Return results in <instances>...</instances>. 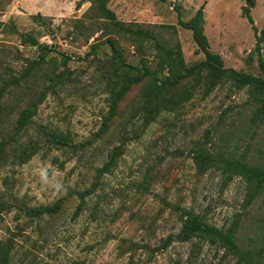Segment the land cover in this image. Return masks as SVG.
<instances>
[{
  "label": "rangeland",
  "instance_id": "1",
  "mask_svg": "<svg viewBox=\"0 0 264 264\" xmlns=\"http://www.w3.org/2000/svg\"><path fill=\"white\" fill-rule=\"evenodd\" d=\"M255 2L250 12L260 33L264 0ZM245 4L109 0L118 20L156 38L143 41L88 0H0V246H11L8 264H245L201 239L166 240L182 228L183 209L217 227L237 224L241 246L264 233V190L254 194L244 177L218 166L245 152L249 162L264 163V121H252L249 87L226 76L207 92L203 66L166 97L178 104L158 111L142 108L148 82L135 84L97 136L125 74L108 38L126 63L163 79L169 49L180 46L186 65L204 59L192 32L178 24L203 7L210 49L225 66L264 76ZM32 104L35 114L16 132L21 110ZM54 204L52 214L26 212Z\"/></svg>",
  "mask_w": 264,
  "mask_h": 264
},
{
  "label": "trees",
  "instance_id": "2",
  "mask_svg": "<svg viewBox=\"0 0 264 264\" xmlns=\"http://www.w3.org/2000/svg\"><path fill=\"white\" fill-rule=\"evenodd\" d=\"M92 2V10L98 9L103 16L112 21L118 30L128 32L135 35L137 38L146 41L149 39L155 40V36L150 30L135 29L130 25H125L117 19V15L108 6L109 0H88ZM165 2L166 0H158ZM245 5L242 7V14L247 18L251 27L256 33L255 50L258 55V65L261 72L264 74V59L262 56V42L264 41V29L258 33L257 27L254 23L253 16L250 12L251 7L256 6L255 0H245ZM178 24L183 28L192 32L193 39L198 47V51L204 54V59L193 65H186L183 59L181 47L169 49L166 52L168 59L167 69L168 75L161 79L156 72L147 68L146 66H135L126 63L123 60L121 52H119L116 45V40L108 38V44L112 49L115 62L125 69V74L120 79L117 86L112 91V99L109 105L108 113L104 116L102 127L97 136H101L106 129L114 121L118 114L119 106L135 84L148 82L149 91L145 94L144 104L154 106L156 110L163 107L170 108L177 105L172 99H166L168 95L174 93L175 89L179 87L185 80L199 75L201 68L204 66L208 71L209 83L207 92L217 85L224 77H229L237 86L249 87L252 98L256 103V110L254 111L252 121L261 119L264 121V76L255 75L253 73L237 70L233 67H226L224 60L220 54L213 52L210 49L209 40L204 31V13L203 7L199 8L195 15L188 21L179 20ZM24 41L37 45L40 49H46L47 46L39 43L32 37H25ZM158 45V44H157ZM136 72V74H133ZM36 104H32L21 110L17 120L16 132L20 133L27 126L30 119L35 114ZM1 111V110H0ZM12 135L9 140L14 139ZM52 140L60 145H66V140L59 138L56 135L51 136ZM5 142H2L4 144ZM119 149L116 147L115 152ZM201 160L211 161L208 155L198 156ZM113 162V157L110 162L100 168L98 171L106 172ZM206 163V162H203ZM220 169L230 176H242L246 179L254 194H258L264 190V163H251L248 160V153L245 152L241 157H225L219 161ZM87 195L88 193H84ZM85 197V196H84ZM2 209H5L2 203ZM58 205L31 207L26 212L29 216L41 217L47 214H52L57 210ZM183 218V225L177 234L170 235L166 242L170 243L172 239L180 241H190L195 238L206 241L210 244L217 245L230 255L240 259L245 264H264V233L260 240L249 246H241L237 241V224L229 227H217L204 221L200 216L195 214L192 210L183 209L181 212ZM11 255L10 244L0 246V264H8Z\"/></svg>",
  "mask_w": 264,
  "mask_h": 264
}]
</instances>
